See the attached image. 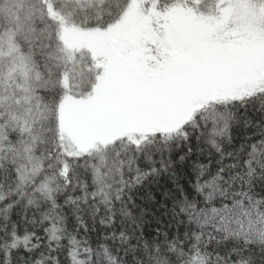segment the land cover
Segmentation results:
<instances>
[{"label": "snow or ice", "instance_id": "obj_1", "mask_svg": "<svg viewBox=\"0 0 264 264\" xmlns=\"http://www.w3.org/2000/svg\"><path fill=\"white\" fill-rule=\"evenodd\" d=\"M0 264H264V0H0Z\"/></svg>", "mask_w": 264, "mask_h": 264}, {"label": "trees", "instance_id": "obj_2", "mask_svg": "<svg viewBox=\"0 0 264 264\" xmlns=\"http://www.w3.org/2000/svg\"><path fill=\"white\" fill-rule=\"evenodd\" d=\"M200 162H204V161L201 159ZM181 171L186 172L187 170L181 166ZM181 182H183V177H181ZM173 186L174 185L170 183L166 178H161L159 181V186L154 187L152 190L154 197L153 201L144 204L142 203L143 195L135 197L137 204H139L141 207L147 208V220H146V224L144 225L147 231H153L156 227V224L153 220V213L158 215L160 211L159 206L156 204V201H159L162 204L166 199L164 193L167 192L168 189ZM13 219H15V216L13 217ZM161 227H163V224H161Z\"/></svg>", "mask_w": 264, "mask_h": 264}]
</instances>
